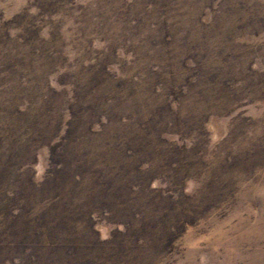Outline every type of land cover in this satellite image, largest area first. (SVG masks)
Instances as JSON below:
<instances>
[{"label":"rangeland","instance_id":"rangeland-1","mask_svg":"<svg viewBox=\"0 0 264 264\" xmlns=\"http://www.w3.org/2000/svg\"><path fill=\"white\" fill-rule=\"evenodd\" d=\"M0 264H264V0H0Z\"/></svg>","mask_w":264,"mask_h":264},{"label":"trees","instance_id":"trees-1","mask_svg":"<svg viewBox=\"0 0 264 264\" xmlns=\"http://www.w3.org/2000/svg\"><path fill=\"white\" fill-rule=\"evenodd\" d=\"M34 189V188H33Z\"/></svg>","mask_w":264,"mask_h":264}]
</instances>
